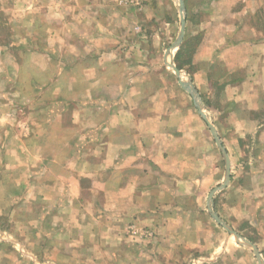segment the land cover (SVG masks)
Masks as SVG:
<instances>
[{"label":"crops","instance_id":"0c3cea01","mask_svg":"<svg viewBox=\"0 0 264 264\" xmlns=\"http://www.w3.org/2000/svg\"><path fill=\"white\" fill-rule=\"evenodd\" d=\"M205 5L215 12L186 19L177 53L198 40L190 75L231 161L213 208L259 226L264 0ZM124 12L116 0H0V88L23 100L0 101V264H259L209 211L226 159L207 121L143 33L149 20ZM231 228L264 260V236L258 247ZM226 231L236 243L224 247Z\"/></svg>","mask_w":264,"mask_h":264},{"label":"rangeland","instance_id":"374dc122","mask_svg":"<svg viewBox=\"0 0 264 264\" xmlns=\"http://www.w3.org/2000/svg\"><path fill=\"white\" fill-rule=\"evenodd\" d=\"M209 1L210 0H184L185 14H186L188 27L193 22L195 23L199 21L200 19H204L205 17L209 18L211 17V15H213L215 11H213L212 9H207V6L205 5V2H209ZM212 1L214 2L215 0H212ZM116 2L117 4H119L120 6L124 8L125 12L128 11L130 13L135 14L140 21L149 20L147 31L146 29H144L145 31H143V33L146 35L147 38H149L151 34L155 35L159 39V46L161 45L163 46V50H166V48L168 49V46L170 44L172 45V43L176 40L178 33H179V29H180L179 0H116ZM229 11H230V5L228 3H224L220 6V13L223 14L225 17L229 16L228 15ZM9 31H10L9 28H3V29L1 28L0 36L7 37ZM132 31H133L132 35H136V33L142 32L141 25L133 26ZM197 42L198 40L196 39L192 41L190 47L188 46V48L184 52L186 53L184 54L185 57H183L182 60H180L183 63V65L187 64V67L182 69V78L184 79V81H189L192 84H193V80H192V76L190 75L191 72H193L192 71L193 70L192 56L195 51ZM177 50L178 48L174 50L173 55L169 59V60H172L174 63H175V53H177ZM0 64H1V59H0ZM0 69H1V65H0ZM3 94L4 93L2 89L0 88V101H3V100L23 101L16 97L15 92L9 93L6 96H2ZM200 100H203L202 97L200 98ZM205 110H206L205 111L206 114L208 115V117H210V120H211V113H209V109L207 108ZM10 111L11 113H14V115H18L21 118L25 117V109L23 107L20 108L18 105H15V106H12V110L10 108ZM17 127L20 128V130L28 129V125L24 122L19 123ZM14 130H16V128H14ZM256 141L257 139H252L250 141L251 143L250 146L255 145L256 147ZM256 148L258 149L259 147L257 146ZM258 171L259 170H255V172H258ZM236 172H235L236 173L235 175L237 176L239 175L241 171H236ZM261 172L263 173L264 171H261ZM216 194L221 195L220 190L216 192ZM259 204L260 203H258V205ZM258 213H259V218L257 217V220H258L259 226L256 222H252V223L247 222V217L241 212H237L235 214H231L227 216L229 220L233 223L232 226H234L239 231L243 232L245 234L244 235L245 237H250V239L252 238V240H254V243L257 246H258V242H261L264 236V234L260 230V227L264 229V216L261 214L262 212L260 210L258 211ZM256 216H258V214ZM253 220L255 219L253 218ZM261 221H262V224H261ZM247 223H249V225H247ZM226 232H227V235L223 240H222V237H220L222 243L224 244V247L226 245H229L232 242L236 243L234 236L228 233V231ZM237 257L243 258L241 254H239Z\"/></svg>","mask_w":264,"mask_h":264},{"label":"water","instance_id":"95a60500","mask_svg":"<svg viewBox=\"0 0 264 264\" xmlns=\"http://www.w3.org/2000/svg\"><path fill=\"white\" fill-rule=\"evenodd\" d=\"M179 9H180V29H179V33L178 36L176 38V40L172 43V45L167 49L166 51V59L168 57H171L173 55V52L175 49L179 48L183 42L184 36H185V30H186V14H185V3L184 0H179ZM167 64L168 66H170L175 73L178 75L179 77V83L181 84V86L186 89L193 97L195 100V104L199 107L200 109V113L202 114V116L204 117V119L207 121L212 134L217 142V144L219 145L220 149L223 151L225 159H226V175H225V181L223 184L215 187L211 193H210V205H209V211L211 212V214L213 215V217L220 222L230 233H233L237 239H242L243 243L246 244L247 246L251 247L254 252L256 253L258 260H259V264H264V260L260 254L259 249L248 239L241 237L238 233H236L219 215L218 213L214 210L213 208V196L215 194L216 191L223 189L224 187L227 186V184L230 181V174H231V161L229 158V155L226 151L225 146L222 144V141L218 135L217 129L215 127V125L213 124V122L209 119L208 115L204 112V107L201 105V102L199 100V95L198 92L196 90V88L193 86V84L189 81H184V79L182 78V71L177 67V65L172 61V60H168L167 59Z\"/></svg>","mask_w":264,"mask_h":264},{"label":"trees","instance_id":"16d2710c","mask_svg":"<svg viewBox=\"0 0 264 264\" xmlns=\"http://www.w3.org/2000/svg\"><path fill=\"white\" fill-rule=\"evenodd\" d=\"M176 63H177L178 68H180V69L183 68V64H182V62L180 61V58H179V52L176 54Z\"/></svg>","mask_w":264,"mask_h":264}]
</instances>
